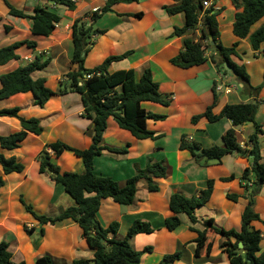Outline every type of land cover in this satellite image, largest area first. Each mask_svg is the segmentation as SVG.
Returning <instances> with one entry per match:
<instances>
[{
  "label": "crops",
  "instance_id": "obj_1",
  "mask_svg": "<svg viewBox=\"0 0 264 264\" xmlns=\"http://www.w3.org/2000/svg\"><path fill=\"white\" fill-rule=\"evenodd\" d=\"M6 1L16 9L23 10L28 16L33 15L37 7L52 11L61 17V22L56 26L52 35L35 36L30 30L31 19L11 16L5 0H0V48L26 40L37 43L35 51L25 46L20 48L17 51L20 59L12 61L6 66H0V76L12 72L20 66L27 65L36 56L43 60L50 58V65L43 71L34 74L33 77L35 79L45 78L46 86L53 91L61 89L62 77L64 76L65 79L72 66V57L69 60L68 50L73 46L72 26L74 22L83 19L90 24L89 16L105 6L108 0H73L77 6L74 11L47 0ZM210 1L211 7L209 9L212 8L215 12L220 11L217 16L220 42L228 48L236 42L238 43L237 51L241 58L234 57L233 60L239 65L246 66L251 84L254 87L261 85L264 72V45L258 51H254L248 38L239 39L233 34L235 14L241 11L235 8L233 0ZM176 4L177 2L174 0L120 2L114 4L111 11L105 13L95 23H99L105 16L113 20L110 26L107 25L100 30L103 34L93 36L90 51L85 59V68L93 69L109 57L128 54L122 60L112 63L109 69L110 73L132 69L140 78L145 69H150L154 81L159 84L160 92L170 96L172 104L169 107L151 103L143 104L148 111L167 115L165 121L149 122L148 124L149 129L160 136L155 141L151 139L138 140L130 133L129 135L128 132L121 130L110 119L102 145L123 148L129 144L128 154L123 156L105 152L97 156L94 160V173L97 176L111 177L119 182L122 187L130 177L135 175L137 169L146 168L149 158L153 162L163 163V166L167 168L165 179H154V182L160 185V192L147 193V184L145 181H141L138 190L143 191V194L137 195L133 206H124L126 209L118 217L120 224L119 239L126 236L136 220L149 223L155 230L151 234L137 235L131 240L136 251H142L146 247L153 249L151 253L143 256L141 264L147 263L156 253L160 254L159 258L149 264H160L166 255L176 251H180L182 256L174 264H230L228 254L224 252V249H221V243L225 241L221 236L210 235L209 240L212 242L210 251L204 248L201 256H197L196 244H191V241L196 239L197 234L189 231L191 224L188 217L183 214L179 215L181 225L173 232L168 231L164 223L167 218L173 216L169 208V200L172 194L179 193L186 197L198 195L200 191L206 188L207 181L214 179L216 184L213 195L205 207L196 210L195 215L198 223L194 227L203 230L204 221L212 219L219 228L240 230L242 213L248 204L247 198L250 194V190H246L245 184L248 183L251 187L255 180V176L251 174L246 183L242 181L245 169L252 165L251 156L243 153L226 155L220 164L212 162L205 168L198 165L192 153L188 150H182L180 145L183 140L187 144H198L200 146L199 151L212 146H222L223 136L233 128L230 120L224 118L215 123H210L203 118L195 124L192 122V118L202 115L213 105H215L213 112L219 114L226 105L254 101L259 103L255 123L262 127L259 146L264 158V88L257 98L245 97L240 90L228 95L220 94L214 90L217 82L224 78L225 82L233 83L235 77L230 76L229 73L224 75L219 72L210 61L189 69L173 65L171 60L184 51L185 40L201 41V26L181 37L173 35L176 28H182L185 25L184 13L169 15L166 10L167 7ZM138 13H142L141 18L131 16ZM261 25H264V19L252 27L251 33ZM7 28L8 30H6ZM207 51V54L210 55L211 52ZM65 60L68 63L63 65L67 66L70 62L68 70H65L63 75L62 73L56 74L60 68V61L65 62ZM255 67H257L258 73L256 80L251 74ZM48 69H50L49 72ZM70 94H73L71 96L74 99L73 105H81V99L79 101L78 97H75V95H79ZM68 95H53L43 108L34 104L35 99L31 93L19 94L0 101V110L20 109L17 117L0 118L1 137L20 131V119L37 118L43 128V133L40 136L29 134L17 150L2 151L6 157H15L25 167L23 173L7 176L3 175L0 167V175H3L5 180V186L0 189V243L5 242L9 245L13 264H34L38 258L47 255L53 258L55 264H66L76 259H91L93 257V252L81 237L82 230L77 223L72 220H65L51 226L56 240L52 239L50 243H47L45 234L40 236V231L37 230L42 226L49 225L40 224L33 219L20 201L22 197L27 205L33 206L35 213L49 217L58 216L66 209L75 206L74 200L64 192L62 187L56 185L47 174L40 172L39 162V156L45 150L46 144L56 140L67 141L64 140L65 136H59L57 131L60 129L64 133H67L68 129L73 131L74 128L70 124L72 118L86 120L85 123H77L75 128L88 138V140L83 141L82 146L76 145L74 148L86 149L92 143L93 125L90 120L82 117V105V108L80 107L75 113L70 110L73 105L68 102L62 106L57 105L59 103L56 104L57 106L52 104V102H59L61 98ZM236 131L241 148L250 150L251 143L249 140L256 132L255 124L252 122L245 123L236 128ZM68 145L71 146V144ZM46 152L50 155L51 162L58 165L62 171L67 172L60 166V164L65 165L67 160L75 162L78 171H81L80 161L82 162V160L74 154L64 152L56 158L51 150L46 149ZM107 160L112 163L117 160L129 162L131 164L130 174L126 178L117 174L112 170L113 168H109L104 163ZM233 167L235 172H233ZM83 168L84 171L77 174H83L85 172L84 165ZM116 170L118 171L117 168ZM72 171L70 170L71 173H75ZM232 175L234 180L226 183L220 181V179ZM217 191H220L221 205L212 207L211 204ZM262 192H264V185L260 188V193L262 194ZM226 194H237L241 198L235 203L227 200ZM256 199L255 211L261 215V221L254 222L253 226L262 233L260 247L261 251L264 252V205H262L263 208H260L261 199ZM110 201L104 200L97 214V219L103 227H108L112 222L111 220L114 219L110 218L106 223L100 220L101 214H104V204L107 203L111 206ZM53 209H58L59 212L51 214ZM49 245H51V250Z\"/></svg>",
  "mask_w": 264,
  "mask_h": 264
},
{
  "label": "trees",
  "instance_id": "obj_2",
  "mask_svg": "<svg viewBox=\"0 0 264 264\" xmlns=\"http://www.w3.org/2000/svg\"><path fill=\"white\" fill-rule=\"evenodd\" d=\"M50 3L64 6L70 11L76 9L73 0H47ZM136 0H108L102 8L93 12L89 16L90 24L83 19H78L72 26L73 54L71 59V71L66 75L70 81L69 89L61 88L53 91L46 86V79L33 75L46 69L51 59L43 60L36 56L32 62L25 66H20L12 72L0 76V101L9 99L19 94L31 93L34 96V104L43 108L53 95H67L76 93L80 96L83 107L82 117L91 121L93 125L92 143L86 149H77L68 144L56 140L45 145V150L39 156L40 172L47 174L51 180L62 187L64 192L74 200L75 206L66 209L58 216L49 217L35 213L32 205H27L21 197L20 201L25 210L31 214L33 219L43 225L55 226L59 222L72 220L78 224L82 230V239L93 252L91 259H76L66 264H141L145 254L152 252V247H146L142 251H136L131 240L140 234H151L155 230L151 225L142 220H136L128 230L123 239L118 238L120 224L113 221L108 227H103L97 219V214L101 209L104 200H111L113 203L130 207L136 202L139 194V183L145 181L147 193L155 194L160 192V185L154 182L155 178L165 179L167 168L161 162H153L148 159L145 169H137L136 174L130 177L124 186L111 177L97 176L94 173V160L97 156L105 152L118 155L128 154L130 145L123 148L110 147L103 144L105 133L108 129V122L112 119L117 126L138 140H158L160 138L148 127L149 122H161L167 120V115L156 114L144 108V103H151L169 107L172 104L170 96L160 92V87L153 79L150 69H145L140 76L134 70H121L110 73L109 69L113 62L120 61L128 54L107 58L101 65L93 68H85V59L90 51V44L93 36L103 34L100 30L94 29V24L105 13L111 11L114 4L120 2H133ZM177 2L172 7H167L169 15L184 13L185 25L176 28L174 36H184L195 31L201 26V41L195 42L192 39L184 41V51L171 60V63L183 69L200 66L210 61L215 68L228 75L225 64L233 70V84L239 86L241 94L245 97H259L264 88L261 85L254 87L251 84L250 76L245 65L237 64L233 58H241L237 51L238 43L232 47H225L220 42V29L217 21L219 12L212 8L204 11V0H174ZM11 16L18 18H29L32 21L31 33L35 36H50L61 22V17L52 11L37 7L34 14L28 16L23 10H18L11 6L6 0ZM237 10L235 22L233 24V34L239 39L250 40L252 49L258 51L264 45V25L251 33L254 25L264 19V0H233ZM204 12L203 18L199 20L200 14ZM141 18L142 13L131 15ZM8 30V28L6 29ZM206 45H205V43ZM35 51L37 43L35 41H21L10 46L0 48V66H6L12 61L19 60L17 51L22 47ZM207 50L211 53L206 55ZM215 90V89H214ZM214 106L209 107L205 113L192 118L193 123L205 118L210 123H215L221 119H228L232 122L233 128L223 136L222 146H212L203 149L196 154L195 149H200L198 144H187L182 141L180 148L192 153L195 161L201 167H207L214 162L220 164L223 157L235 153L248 154L252 158V165L246 168L242 181L246 183L250 175L255 176L254 185L249 187L245 184L246 190H250L248 204L241 217L240 230L219 228L212 219L204 221L203 230L194 226L198 223L195 212L197 209L205 207L211 199L216 181L208 180L206 188L198 195L186 197L179 193L171 195L169 208L173 216L165 220V228L176 231L180 227L179 215H186L190 221L189 231L196 233L197 237L191 244H196V255L201 256L204 248L210 251L212 242L210 235H219L225 239L221 243L230 258V264H264V252L261 251L262 233L253 226L254 222L261 221V215L255 211L256 197L260 194V188L264 185V158L260 152L259 136L262 134V127L255 123V117L259 111V103L249 102L234 105H226L219 114L213 112ZM20 109L0 110V118L17 117ZM252 122L256 126V132L250 137V150H243L237 139L236 128L245 123ZM21 130L8 136H0V167L3 175L21 174L25 167L15 157H6L2 151H15L29 134L40 136L43 128L37 118L28 120L20 119ZM46 149L51 150L56 158L64 152H72L80 158L85 167L83 174L62 171V169L51 162L50 155ZM0 175V189L5 186L4 176ZM234 176L220 179L221 182H230ZM141 198V197H140ZM241 198L237 194H226V199L237 203ZM1 216V212H0ZM30 232V230H28ZM32 232V231H31ZM44 231L41 230L40 234ZM213 233V234H212ZM112 236V237H110ZM239 244L243 247L240 248ZM208 251V252H209ZM181 252L166 255L160 264H174L181 259ZM247 257V261L244 260ZM0 264H13L12 253L9 245L0 243ZM36 264H55L51 256H43L36 260Z\"/></svg>",
  "mask_w": 264,
  "mask_h": 264
},
{
  "label": "rangeland",
  "instance_id": "obj_3",
  "mask_svg": "<svg viewBox=\"0 0 264 264\" xmlns=\"http://www.w3.org/2000/svg\"><path fill=\"white\" fill-rule=\"evenodd\" d=\"M33 3V2H32ZM113 20H112V18H109L108 16H105V17H103V19L101 20V21H99V23H97V24H95L94 25V29L95 30H101V29H103L105 26H110L111 25V22H112ZM205 45H206V43H205ZM26 50V49H25ZM69 60H70V58L72 57V54H73V46L71 47V49L69 48ZM208 52V51H207ZM208 56V55H207ZM66 57H67V55H66ZM68 59V58H67ZM62 60H64V59H62ZM66 63H68V61L67 60H65V62H61L60 61V68H58L59 70L57 71V73L56 74H61L62 73V75L63 74H65V70H68V65L70 64V62H69V64L66 66V65H63V64H66ZM49 70L50 69H48V72H49ZM251 74H252V76H253V78H254V80H256L257 79V77H258V73H257V67H255L252 71H251ZM50 75V74H49ZM48 75V76H49ZM54 76H56V75H54ZM54 76H50V77H54ZM61 76V75H60ZM62 79H63V83H62V88L63 89H65V88H67V89H69L70 88V86H71V83H70V81L65 77V79H64V76L62 77ZM73 94H70L69 93V95L66 97H63V98H61L60 99V101L59 102H52V104L54 105V106H57V105H60V106H62V105H64L65 103H69V104H74V102H73V98H71V96H72ZM75 97H78V99H79V101H80V97L79 96H77V95H75ZM55 101V100H54ZM57 103H59V104H57ZM57 104V105H56ZM80 107H81V105H73L72 107H71V109L70 110H72L73 112H77L79 109H80ZM82 108V107H81ZM85 123L86 122V120H83V119H76V118H72L71 120H70V124H71V126H72V128H74L73 129V131H70V129H68V131H67V133H64V132H62V129H60V130H58L57 131V134L59 135V136H65V138H64V140H67V141H64L65 143H68V144H71V147H73L74 148V146H76V145H79V146H82L83 145V141H86V140H88V138L87 137H84L83 136V133L81 132V131H79L77 128H75V126H76V124L77 123ZM129 134V133H128ZM124 135V134H123ZM130 135V134H129ZM76 148V147H75ZM70 153H72V152H70ZM73 154V153H72ZM75 157V156H74ZM76 158V157H75ZM112 160H114V159H112ZM72 160H67V162L65 163V165L64 164H60V166L62 167V168H64L67 172H70V170H73L72 172H75V173H81V172H83L84 171V168H83V164H82V162L80 161V165H81V171H78L79 169H77V167H76V163L75 162H73ZM71 163V164H70ZM106 165H108L109 166V168H113L112 170H114V172H116L117 174H119V175H123V176H125L124 178H126L129 174H130V163L129 162H125V161H114V163H112L111 161H109V160H107V161H105L104 162ZM116 168L118 169V171L116 170ZM136 172V171H135ZM233 172H235V169H234V167H233ZM136 174V173H135ZM143 187V186H142ZM139 194H143V191H139ZM66 197H69V196H66ZM248 198H249V195H248ZM247 198V199H248ZM256 198H260L261 199V202H259L260 203V208H263V206L262 205H264V192H262V194L260 193V194H258L257 195V197ZM68 199H70V198H68ZM110 201V200H109ZM111 202V206L109 205V204H104V214H101V218H100V220L101 221H103V222H107L110 218H114V219H112L111 221L113 222V221H117V222H119L118 221V217L120 216V214L121 213H123L124 212V209H126L124 206H119V205H117V204H115V203H113L112 201H110ZM112 205H113V207H112ZM221 205V202H220V191H217L216 192V196H215V199H214V201H213V203L211 204V206L213 207H219ZM58 206V205H57ZM56 206V207H57ZM108 206H110V207H108ZM258 206H259V204H258ZM57 208H59V206L57 207ZM61 208V207H60ZM120 210H119V209ZM261 210V209H260ZM264 210V209H263ZM56 212H59L58 211V209H53L52 211H51V214L52 213H56ZM126 222V221H125ZM124 223V222H123ZM52 228L53 227H51V226H42L40 229H38L37 231H41V230H43L44 231V234H45V238L47 237V239H46V242L47 243H50L51 241H52V239H54V240H56L55 239V236H54V233H53V231H52ZM37 235H39V234H37ZM40 236H41V234H40ZM49 237V238H48ZM41 239V238H40ZM49 249L51 250V245H49ZM159 256H160V254L159 253H156L153 257H151L149 260H148V262L147 263H145V264H149V263H153V262H155L156 260H157V258H159ZM161 263V262H160ZM34 264H36V263H34Z\"/></svg>",
  "mask_w": 264,
  "mask_h": 264
},
{
  "label": "built area",
  "instance_id": "obj_4",
  "mask_svg": "<svg viewBox=\"0 0 264 264\" xmlns=\"http://www.w3.org/2000/svg\"><path fill=\"white\" fill-rule=\"evenodd\" d=\"M203 7H204V11L209 9L211 7V1L210 0H204L203 1ZM203 15H204V12H202L200 14L199 20H201L203 18ZM204 43H205V41H204ZM206 55H208V54L206 53ZM237 90H239L238 85L233 84L231 82H229V83L225 82L224 78L223 79L221 78L219 80V82H217V84L215 85V91L217 93H220V94L228 95V94H231Z\"/></svg>",
  "mask_w": 264,
  "mask_h": 264
},
{
  "label": "water",
  "instance_id": "obj_5",
  "mask_svg": "<svg viewBox=\"0 0 264 264\" xmlns=\"http://www.w3.org/2000/svg\"><path fill=\"white\" fill-rule=\"evenodd\" d=\"M225 68L226 70L228 71L229 75L230 76H234L233 74V70L229 67V65L225 64ZM200 151L198 149H195V153L198 154ZM239 247L242 248L243 245L242 244H239ZM244 260L247 261V257H244Z\"/></svg>",
  "mask_w": 264,
  "mask_h": 264
}]
</instances>
